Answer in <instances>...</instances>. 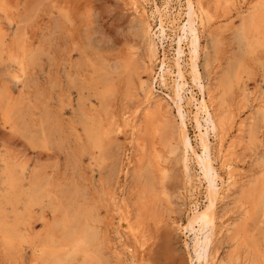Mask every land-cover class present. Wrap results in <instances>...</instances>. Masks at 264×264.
<instances>
[{"label":"rangeland","instance_id":"obj_1","mask_svg":"<svg viewBox=\"0 0 264 264\" xmlns=\"http://www.w3.org/2000/svg\"><path fill=\"white\" fill-rule=\"evenodd\" d=\"M155 1L159 5L163 4L162 7L175 5V0H158L159 2L157 0ZM238 1L236 0V2H234L233 4L239 5L240 7H232V10L224 9L222 10L224 13L220 9L219 12L217 11L218 13L215 11L212 12V14L215 13V15L221 14L222 18L220 17V21L224 16L225 19L228 18L229 20L226 24H224L223 22L220 23L221 26L218 24V27H222L223 25L227 28L222 34H220L221 36L219 34L216 36V34L212 32L215 26L212 27L213 29H210L209 31L208 29H206V31L204 30V34L202 33L201 47L203 46L205 49L201 48L200 50L199 72L201 78H203L202 84L204 86L206 84L207 86L209 85L208 88L207 86H205L207 90L213 91L214 89V94H218H215L217 97H220L219 95H222V98L225 99V102L227 101L226 104L228 103L227 105L231 106L230 108L231 110L233 109L232 111L234 113L237 112V116L239 115V118L243 117V120H245L247 123L250 122L247 124L248 126L244 130L246 132L241 135L242 137H240L239 140H235L234 137L236 135V133L234 135V132H236V128L230 129V127H228L229 129L227 130V141L229 142L232 137L234 138H232V140L236 141V160L240 163V174L243 173L241 175V182L242 184L244 182V185H248V181L250 180L247 179H259L262 170H264V164L261 163V161L264 160V148L262 147L264 146V123L261 121L259 112H257V109L255 108L256 104L259 103V101H263L262 103L260 102V105H262V107L264 106V92H261L260 90V86L264 84V50L261 47H257L253 50V52H246V47H244L236 37V32L240 28L242 20L248 17V12L246 10L247 8L245 7H251L253 5L255 6V4L258 2V0H254L255 3L253 2V0ZM0 2L7 5L6 10L0 11V26L5 32L3 44L2 46H0V183L2 182L1 179H3L2 171L4 168V163H6V165H15L16 169H19V166L24 164V167L26 166L25 169H27L24 172L25 184H27V180L29 179V175L32 174V170H35V172L40 175V187H42V189L44 188L45 190L48 189L50 191L49 192L47 190L50 193L49 196L52 195L50 196V198H53H46L45 201L43 200L42 202L44 203H42V205L45 204L43 206L33 207L32 221L35 222H30L32 224V233L35 235H39L43 231L41 222L39 220L36 221L38 219L37 213L45 214L50 223L51 220L53 221V214L50 211L49 206L47 205L50 201H57L56 203L59 204L62 202L60 204L61 207H67L66 210L68 214H72L74 211H77L82 216L90 211L91 214H93V217H97H88L87 221L89 224L86 221V224L89 226L91 224L90 227L93 226V228L98 232L99 235L98 240L91 243V252H94L95 254L98 252L100 260L97 261L92 258L90 264H190L189 258L191 254V246L189 238L186 237L189 234L186 233L185 235L184 231H182V233L178 231V229H176V224L184 225L188 216H190L189 210L191 208L193 200L189 198L188 194V190L191 188L189 178L194 179V176H197V174L201 175L198 164L196 163V160H194L190 155L187 144L183 143V145L180 147L178 142L173 140V142L170 141L171 144L163 143L164 145L162 146L158 143V137H156L154 143L156 142L158 145L157 146L155 143L157 152H160L161 155L164 152L162 157L164 156V163L167 167L166 176L162 179V177H160V175H158L157 173H147L149 175L146 174V176L144 177V172L139 170V166L135 165L137 159L136 154H138L136 145H134L135 140H131V137L129 135L130 132L122 125L120 118L122 112L128 113V118L130 115L132 116L135 104L139 100V97L135 95L137 93L135 88V84L137 83L136 73L139 72L140 75L142 74V81L145 82V79H147L146 82L149 81L147 72L145 71V69L143 70V67H140V62L142 61L141 58L146 60L144 58L146 38L143 37L138 17H136L135 14H132V10L129 9L130 7L128 5V1L0 0ZM8 2L10 3L8 4ZM147 2H149V0H147ZM204 2L210 1L206 0ZM241 2H243L245 5ZM144 7L146 8L147 14H150V5L144 4ZM210 7H212V5ZM180 8L182 11L184 8L183 2H181ZM15 9L19 14L14 11ZM57 9L60 11H57ZM20 14L21 16H17V18L16 15ZM25 14L29 15L27 16L28 18H25ZM3 17H5L6 19ZM242 17L244 18L242 19ZM23 20L25 21L23 22ZM7 22L9 24H7ZM14 23H17V25H15V28H13ZM149 24L151 25V27L155 25L150 19ZM229 24H231V26H229ZM16 26H18L19 28H17ZM232 27L234 29H232ZM21 28L23 30V33L20 34L19 29ZM214 30H217L216 27ZM25 31L27 33H25ZM135 32H137L138 34H136ZM205 32L207 33L205 34ZM11 33L13 36L11 35ZM13 33L15 34V37ZM17 33L19 34V36H22V39L24 38L22 41H20L21 37H18ZM26 36L27 40L25 39ZM13 37L14 39H11ZM218 39L220 41H218ZM16 40L17 43H14V41L16 42ZM237 41H239V43ZM9 42L13 45L16 44L19 47H17L16 45L11 46L12 44H10ZM20 43L21 46L19 45ZM22 45L24 46L22 47ZM7 46L11 47L9 48ZM12 47H15V49H13L14 51L11 49ZM24 47L27 48L28 52L25 50L26 48L24 49ZM155 48H157V59L160 60L162 58V54H165L168 59L172 58L173 51L167 45L163 48L155 45ZM21 49H24V52L21 51ZM158 49H162L163 52L159 51ZM16 50L17 54H23L26 57L28 56V58H26L27 60H29L30 57L32 59L29 60L32 63L27 62V66L24 63L22 67L23 71H21L13 61L9 60L8 55L10 53L16 55ZM130 51H133L132 54ZM254 51L256 53H254ZM202 52L205 53L203 54ZM240 52H242L243 54ZM244 53L247 56H245L246 58L243 57ZM254 54L255 56L256 54H258L256 56L257 59L254 57ZM250 56L252 58H250ZM200 57L202 58L200 59ZM207 58H209V60ZM240 58H242L243 62ZM125 63L129 64L130 66L124 70ZM242 64L245 68L242 67ZM28 70L29 74H27ZM154 72H156L155 67L152 68L153 76ZM144 74H146V78ZM24 76L26 77L23 81ZM106 77H108V79ZM168 77L169 76H166L165 79H167V82L170 83ZM227 78H229L228 86L224 88L222 86L220 87V82L223 79ZM90 80L91 82H89ZM231 80L233 81L231 82ZM18 82H20V84ZM107 82L108 84L111 83V85L108 86V84H106ZM232 84H234L233 86H235L234 89H232ZM81 85L83 88H81ZM238 86L241 87L243 91ZM217 87H219V89ZM155 90V95H158L159 97L161 96L162 98H166L165 94L169 93V91L166 90L165 87H163L159 83V81L155 84ZM255 90L257 91L255 92ZM242 92L245 93V95L247 94L248 96H241L244 95ZM77 93L80 95H78ZM93 93H96V96ZM192 93L194 96H197V98L199 97V91L196 87L192 88ZM61 94L63 95V97ZM255 94L257 95V97ZM66 96H70L73 100H70L69 97L67 98ZM59 97L63 102H65V105L62 103V101L58 100ZM99 97L102 98V101L105 97L106 99L102 102ZM259 97H262V99H260ZM98 98L99 100H97ZM254 98L256 102L254 101ZM66 99L69 100L66 101ZM166 101L168 100L166 99ZM83 102L85 103L83 104ZM12 103L14 104V106L12 105ZM58 103L61 107L58 106ZM165 103L168 110L171 104L170 102H168L169 104L167 102ZM231 104H234L233 107ZM11 105L13 106V108ZM75 105H78L76 106L77 109L75 108ZM68 106H70L72 110ZM84 106L87 109H84ZM130 106H132V108ZM121 107L124 108L122 109ZM172 107H170L171 112L169 113V117H171L172 122L176 124L177 122H174L173 119V116L176 115V111ZM9 109L14 110H12V112L10 110V112L8 113ZM76 110L78 112H76ZM186 110L189 112L193 111V109L188 108V106H186ZM131 111L132 113L130 114ZM72 112H74L76 115L74 113L73 115ZM59 114L60 116L62 115V118L58 117ZM96 114L98 115L97 117H99L98 119H100L102 123L103 120H105L102 129L105 130L108 134V139L105 141V143L107 144L104 143L103 157H101L97 149H91L90 152L88 149L86 150L88 138L86 135V131H84L85 125L82 124L81 120L82 115H87L89 116V118H93ZM134 116L136 117H134L136 121L134 124V126L136 127V129L134 130V138H137L139 136L138 128H140L141 125V114L137 113L134 114ZM184 118L186 120V127L188 130L189 138L199 152L200 149L197 148V144L199 143V141L196 137L197 133L195 131L194 124L191 121V116L188 114H184ZM239 118H236V120H240ZM58 120L61 121L59 122L60 124H58ZM243 120L241 119L240 121ZM255 120L257 123L254 122ZM79 121L81 123H79ZM71 122L75 126H73ZM76 122L79 124L77 125ZM105 122H111V125L105 126ZM80 124H82L81 127ZM157 124L159 127L161 126V124L157 122L154 125L157 126ZM118 125H120L119 128ZM259 125L261 128L259 127ZM69 126H73L74 129L71 127V130H77L78 132L76 131L74 134V131H70ZM17 127H20L22 129H18ZM40 127L42 130L44 129V132L41 131ZM113 127L115 128L114 131H112ZM251 127L255 129L254 135H256L253 137V140H250V137L248 138V132ZM160 128L161 129L158 130L159 134H161L162 136L160 135L159 138L163 142L167 141L166 130H164L162 126ZM14 129L17 130L15 131ZM19 131H21V133L24 132L25 135L20 134ZM13 132L15 135L12 134ZM109 132L111 133V135ZM72 133L73 135H75L74 137ZM77 133L81 136V138L80 136H76L78 135ZM142 133L143 134L141 138L143 139V141H145L146 144L150 145L151 141L149 140V137H147L146 131ZM23 135L25 138L23 137ZM109 136H112L111 140ZM45 137H47V140L44 139ZM77 137H79L81 139L79 140L83 142L81 146L84 149H82V147L79 145V143L81 144V142L78 141ZM41 140L44 142L42 143ZM47 141L49 142L45 143ZM74 141L77 143V145H75L76 143ZM181 148L190 163V170L188 172H186L182 165H180ZM132 149H134L135 152L132 151ZM83 150L86 151L84 152ZM130 151L132 152V154ZM89 153L91 155H89ZM95 154H98L96 155L97 159L95 158ZM126 154L129 155V157L125 156ZM176 156L178 157V159ZM26 160L28 162H26ZM128 160H131L129 161L132 163L131 165H128ZM127 168L131 171L134 169L135 171L133 170V174L129 172L130 170L126 172ZM138 170L141 171L140 174L143 175V178H141L142 175L139 178L140 182L135 178L136 174L139 173ZM243 170H245V172H243ZM125 178L127 179L125 180ZM195 179L194 185H197L198 182L197 179ZM242 179L245 180L243 181ZM46 183L49 184L47 185ZM104 184L106 185L105 187L103 186ZM47 186L49 188H47ZM103 188L106 189L104 190ZM141 188L149 189L151 193L150 195H152V215L148 214L149 212H145L146 216L145 213H143L141 215L142 219L137 220L138 224H142L141 229L144 236L142 235V238H140L139 241L133 240L135 241V243L133 242L135 244L134 245L131 240L132 238L129 237L124 228H122L121 226L122 215L126 214L125 212L128 211L129 216H131L130 214H132L133 216H131L132 220L136 219L135 217L138 215V213L135 212L136 208L134 202H136L135 200L137 199L138 195H144H142ZM57 189L59 190V192ZM239 189L240 186L237 187L235 193L233 194L235 196H230L233 201H230L231 198L229 197V200L225 199L227 202L225 200L221 202V207L220 204L217 206V217L219 216L221 210H224L223 213H225L224 216L222 212L220 213L222 215V219H220L221 215L219 216L220 218L218 217V230H220V227L222 226L223 228H221L222 232L218 234L219 238L218 236L216 237V243H213L217 244L218 251L214 246L213 249L215 248V250L217 251V258L219 257L218 259L222 260L224 263L217 259L216 261H218L220 264H256L257 260V264H264V203L260 202L257 196H254L255 199L253 198L255 202L253 200H241V197L239 196L240 193L238 191ZM103 190L107 191L109 199L113 197V199L116 200L114 206L112 205L110 200L107 199V196H105V192ZM200 190L203 191L202 188ZM62 191H64V193ZM136 191L138 194L136 193ZM131 194H133V196ZM53 195L55 196L53 197ZM197 199V204H199L200 206L206 202V198L203 192L199 197H197ZM122 200H124L125 204L129 206V208H127L129 210H125L126 208L123 206ZM237 200H239V202H237ZM252 201L253 206L251 205ZM223 202L225 204L227 203V206H230L231 208H228L227 206L225 207ZM259 206H261V208ZM187 207L189 208L188 210ZM232 207L234 208L232 209ZM40 208H42L43 210ZM7 209L9 210L8 207ZM170 209H172V214L171 212H169ZM93 211L95 212V214ZM254 211L256 213L259 212L258 214L261 217L258 214H254ZM261 212L263 215L260 214ZM229 213H231V215ZM250 213H252V215H250ZM179 216L180 219L178 218ZM250 216H254L257 219H253ZM232 217L234 219H232ZM95 219H97V221ZM98 219L99 221L101 220V222H98ZM174 220H177V222ZM179 221H181V223ZM173 222H175L176 224H174ZM231 223L233 224V226L237 225L236 227H234L235 231L233 230ZM245 223L247 224V226ZM228 225H230L231 227H229ZM239 226H241L242 228ZM225 227L228 229H226L227 231L225 230ZM236 228L238 229L237 231ZM240 229L242 230V232H244L243 234L247 235V237L243 234H241L242 236L240 235V233H242ZM239 230L240 232H238ZM231 231H233L234 233H232ZM61 232L60 228H56L54 230V233L58 236L61 235ZM236 232H238V235L235 236L236 238L234 237V239L232 238L230 240L228 237H230L231 235L233 236V234H235ZM222 233H225V235L227 234L226 236L228 237L226 238V236H224ZM244 236L246 237V240L243 239ZM142 239L144 240V242ZM235 239H237L236 242ZM240 239L241 242L239 244L238 242L240 241ZM244 240L246 242L248 241V244H246ZM138 242L139 244H137ZM112 248L114 251L112 250ZM23 249H25V255L28 256V248L23 247ZM195 257V264H212V262L208 258V255L206 254V251H203V253H200L198 257ZM76 262H78V264H81L82 258L78 256L75 260V263L71 262L69 264H77ZM0 264L4 263L0 261Z\"/></svg>","mask_w":264,"mask_h":264},{"label":"bare ground","instance_id":"obj_2","mask_svg":"<svg viewBox=\"0 0 264 264\" xmlns=\"http://www.w3.org/2000/svg\"><path fill=\"white\" fill-rule=\"evenodd\" d=\"M125 1H128V5L130 7V8L129 7L128 8L132 10V12H133L132 14H135L136 17H138V21L140 22V26H141V31L143 33V37L146 38V40H145L146 41L145 42L146 43V49H145V52H144L145 53L144 54V58L146 60L141 58L142 61L140 62V64H141L140 67L141 68L143 67V70L145 69V71L147 72V77L149 79L148 82H146L147 79H145V82H144L141 79V75L142 74L140 75L139 72L136 73L137 83L135 81V83H136L135 84V86H136L135 88H136L137 93L135 95H137L139 97V100L135 104V107L133 109V113H132V111L130 112V114L132 113V116L130 115L129 118H128V116H127L128 113H126V112H122L121 115H120L122 125L125 127V129L129 130V132H130L129 135L131 137V140H135L134 145H136V149L138 150V154H136L137 159H136L135 165L139 166L138 167L139 170L144 172L143 173L144 177L146 176L147 173H152V174L153 173H157L163 179L166 176L167 167H166V165L164 163V161H165L164 158H163L164 156L162 157L164 152H163L162 155H161L160 152H157V149H156L157 147H155V143L156 142L154 143V141L156 140L155 138L158 137L157 138L158 139V143L160 145H162V146L164 145L163 143L171 144L170 141L173 142V140L178 142L180 147L183 145V143L187 144V148H188V150L190 152V155L193 157L194 160H196V163L198 164V168L200 170L201 175L197 174V176H194V179L196 178L197 182H198L197 185L195 184L196 186L194 185V179L193 178H189V182H190L191 188L188 190V194H189V198H191V200H193V202H192V205L190 204L191 205V208L189 210L190 211V216H188L186 214L188 216V218L186 220V223L184 225L183 224H176L175 222H173V223L177 225L176 229H178V231H180L181 233H182V231H184L185 235H186V233L189 234L186 237L189 238L190 246H191V249H190L191 250V254H190V258H189V263L190 264H195L194 263V257L195 256L198 257L199 255H197V253L198 252L199 253H203V251L204 252L206 251V254L208 255V258L212 262V264H220L218 261H216V259L220 260V259H218L219 257L217 258V256H218L217 255V251H218L217 250V244H213V243H216L215 242V240L217 241L216 237L218 236V238H219L218 234L222 232L221 228H223V226L220 227V230H218V226L219 225H217V224H218V219L220 218L219 216L221 215L220 213L221 212L223 213L224 210L223 211L221 210V212L219 213V216H218L219 218H218L217 217V213H216L217 212L216 211L217 210V206L220 204V207H221V205H222L221 202L224 201L225 199L227 200L231 195H233L235 193V191H236L238 186H240V189L238 191L240 193L239 196L241 197V200H245V199L247 201L248 200H253V198L255 199V197L257 196L258 200L260 202L264 203V170H262V172L260 174L261 176H260L259 179H253V180L252 179H247V180H250V181H248V185L246 183H245L246 185H244V182L242 184L241 175L243 173L240 174V165H239L240 163L236 160V152H235V146H236L235 142L236 141L232 140L233 137L229 140V142L227 141V136H228L227 135V130L229 129L228 127H230V129L236 128V132H234V135H235V133H236V135L234 137H235V140H239L240 137H242L241 135L244 132H246L244 130L248 126L247 124L250 123V122L247 123L245 120H243V117L239 118L238 117L239 115L237 116V112L234 113L232 111L233 109L231 110V108H230L231 106L227 105L228 103L226 104L227 101L225 102V99L222 98V95H219L220 97H217L216 95H218V94H216V93H215L216 95L214 94V92H215L214 89H213V91L207 90L205 88V86H207V84L205 86L202 84V81H203L202 79L203 78H201V75H200V72H199L200 50H201V48H204L203 46L201 47V45H202L201 44L202 33L204 32V30L206 31V29H208V31H209L210 29H213L212 27L215 26L217 30L215 31L214 30L215 27H214V29H213L214 31L212 30V32L215 33L216 36H217L218 34L219 35L222 34L227 29L226 26H223V25H222V27H218V24L220 25V23H222V22L224 24H226L229 19L228 18L225 19V16H224L223 19L220 21L221 14H218V15L216 14L215 15V13L212 14V12L213 11H215V12L218 11L219 12V9L221 11L224 10V8H222V7L218 8V5L228 3L229 0H209L210 2H204L206 0H175V5H170L169 7H164V6L162 7L163 4L159 5L155 0H149V2H147V0H125ZM242 1H244V0H242ZM181 2H183V7H184L182 11H181V8H180L181 7ZM231 2L234 3V2H236V0H231ZM253 2H254V0H253ZM9 3L10 2H8V4ZM241 3H243V2H241ZM247 3H249V2H247ZM144 4H149L150 5L151 11H150V14L148 13L149 15L147 14V11H146V8L144 7ZM189 4L193 5V7L191 9V17H189V7H188ZM211 5H212V7H210ZM8 7H10V6H8ZM245 8H247L246 10L248 12V17L247 18H244L245 16L242 17V19L244 18L242 20V23L239 21L241 23V25H240V28L238 29V31L236 32V37L239 39L240 43H242L243 46L246 47V52H250V51L253 52V50L255 48H257V47H261L264 50V0H258V2L255 4V6L254 5L251 6V7H249V6L247 7L246 6ZM16 9L14 10L15 12H16ZM147 10H149V9H147ZM57 11H60V10L57 9ZM222 12H220V13H222ZM16 13L19 14L18 12H16ZM243 15H244V13H243ZM17 16H21V14L20 15H16V17ZM27 16H29V15L25 14V18ZM241 16H242V14H241ZM136 17H135V19H136ZM209 17H211V19H209ZM3 18H5V17H3ZM2 19H1V21H2ZM19 19H17V20H19ZM149 19L152 20V22L155 24L153 27H151V25L149 24ZM24 21L25 20H23V22ZM7 24H9V23L7 22ZM15 25H17V23L16 24L14 23V27L13 28H15ZM185 25H187V28H185ZM23 26H22V28H23ZM229 26H231V24H229ZM16 27L19 28L18 26H16ZM22 28L19 29V33L20 34L23 33ZM24 29H25V27H24ZM232 29H234V28L232 27ZM16 30H18V29H16ZM16 30H15V32H16ZM20 30H22V31H20ZM138 30H139V28H138ZM229 30H230V27H229ZM193 32H195L196 35H197V48H196V56H195L197 74H195V76H194V73H193V55H192V48H191V45H192V33ZM25 33H27V32L25 31ZM135 33L138 34L137 32H135ZM206 33L207 32H205V34ZM233 33H234V30H233ZM136 34H135V36H136ZM4 35H5V32H4L3 28L0 26V46H2V44H3ZM11 35H12V33H11ZM207 35H209V34H207ZM12 36H10V37H12ZM181 36H184L185 39L181 40L180 39ZM14 37H15V34H14ZM14 37L11 38V39H14ZM18 37H21L20 41H22L24 39V38L22 39V36L21 35L19 36V34H18ZM25 39L27 40V36H26ZM17 40H16V42L14 41V43H17ZM218 41H220V40L218 39ZM239 41H237V42L239 43ZM10 44H12V43H10ZM15 45L12 44L11 46H15ZM19 45L21 46V43ZM155 45L159 46L160 48H163L164 46L167 45L173 51L172 58L168 59L165 54L161 53L162 54V56H161L162 58L160 60L157 59V56H156L157 48H155ZM11 46H7V47L10 48ZM23 46L24 45H22V47ZM17 47H19V46H17ZM25 48L26 47H24V49ZM219 48H220V46H219ZM0 49H1V47H0ZM11 49L13 50V49H15V47L14 48L12 47ZM17 50L15 51L16 55L10 53L8 55V57H9V60L13 61L17 65V67L21 71H23L22 67H23L24 63L27 66V62H30L29 60L31 59V57H30L29 60H27L26 58H28V56L26 57L23 54H17ZM23 50L21 49V51H23ZM25 50L27 51V48ZM159 51H162V49L159 50ZM208 51H209V49H208ZM132 52H131V54H132ZM240 53H242V52H240ZM254 53H256V52L254 51ZM161 54H159V55H161ZM207 54H208V52H207ZM29 55H32V54H29ZM257 55L258 54H256V56ZM245 56H246V54L244 53L243 57H245ZM256 56L254 54V57L257 59ZM201 58L202 57H200V59ZM204 58H206V57H204ZM242 58H240V59L242 60ZM250 58H252V57L250 56ZM207 59L209 60V58H207ZM252 61H253V59H252ZM242 62H243V60H242ZM30 63H32V62H30ZM33 63H34V60H33ZM29 65H31V64H29ZM129 66H130L129 64L125 63L124 64V70L127 69ZM153 67L156 68V72L153 73L154 76L152 75V68ZM242 67H244L243 64H242ZM29 68H30V66H29ZM227 69H228V67H227ZM134 72H136V71H134ZM210 72H211V70H210ZM235 73H237V72H235ZM27 74H29V70H28ZM104 74H105V72H104ZM145 75L146 74H144V76ZM105 76H104V78H105ZM166 76H169L168 79L170 80V83H168L167 79H165ZM25 77L26 76H24L23 81L25 80ZM108 77H109V74H108ZM108 77H106V78L108 79ZM15 78H18V77H15ZM145 78H146V76H145ZM209 78H211V77H209ZM91 80L89 82H91ZM194 80H195V82H194ZM27 81H28V79H27ZM94 81H96V80H94ZM158 81L163 87H165L166 90L169 91L168 94L164 93L166 95V98H162L161 96L159 97L158 95H155L156 94L155 84ZM232 81L233 80H231V82ZM130 82H132V81H130ZM18 83L20 84V82H18ZM207 83H208V81H207ZM228 83H229V78L223 79L220 82V87L221 86L223 88L227 87ZM106 84H108V82ZM109 85H111V83L108 84V86ZM233 85L234 84H232V86ZM208 86H207V88H208ZM13 87H12V89H13ZM195 87L199 91V93H198L199 97L198 98H197V96H194L193 93H192V88H195ZM234 87L235 86H233L232 89H234ZM81 88H83L82 85H81ZM217 88L219 89V87H217ZM239 88H241V87H239ZM242 91H243V89H242ZM253 91H254V89H253ZM253 91H251V92H253ZM256 91L257 90H255V92ZM84 93H86V92H84ZM243 94L244 95H241L243 97H245L247 95V94L245 95V93H243ZM78 95H80V94H78ZM94 95L96 96V93ZM165 95H164V97H165ZM260 96H262V95H260ZM60 97L58 98V100L62 101V99H60ZM62 97H63V95H62ZM64 97H65V93H64ZM66 97L67 98L69 97L70 100H73V99H71L70 96H66ZM256 97H257V95H256ZM99 98L97 100H99ZM259 98L262 99V97H259ZM69 99H66V101L69 100ZM101 99L102 98H100V100ZM105 99H106V97L103 99V101H105ZM166 99L168 101H166ZM63 100H64V98H63ZM242 100H243V98H242ZM164 101L167 102V103L170 102L171 106L168 105L169 109L173 105L172 108H174V110L176 111V115L173 116V119H174V122H177L176 124H174L172 122V120H171V117H169V113L171 112V109L170 110L168 109L169 111L167 110L166 103ZM254 101L256 102L255 98H254ZM260 102L261 101H259V103L256 104L255 108L257 109V112H259V116H260L261 121L264 123V106L262 107V105H260ZM13 103H14V101H13ZM13 103H12V105L14 106ZM62 103L64 104L65 102L62 101ZM84 103L85 102H83V104ZM70 104H73V103H70ZM7 105H8V103H7ZM233 105H232V107H233ZM13 106H12V108H13ZM58 106H60L59 103H58ZM76 106H78V105H75V108L77 109ZM132 106H134V105H132ZM132 106H130V107L132 108ZM186 106H188V108L193 109V111L192 112L187 111L186 110ZM68 107H70V106H68ZM99 107H100V105H99ZM85 108L86 107L84 106V109ZM121 108L123 109L124 107H121ZM70 109H71V107H70ZM98 109H100V108H98ZM10 110L12 112V110H14V109H9L8 113L10 112ZM78 111H79V109H78ZM78 111L76 110V112H78ZM73 113L74 112H72V114ZM137 113L141 114V125H140V128H138L139 136L137 138H134V130L136 129V127L134 126V124L136 122L135 121L136 117L134 116V114H137ZM184 114H188V115L191 116V121L193 122L195 131L197 133L196 137H197V139L199 141V143L197 144L198 145L197 148L200 149L199 152L197 151L196 147L192 144V142H191V140L189 138V134H188V130H187V127H186V120L184 118ZM61 116L59 114L58 117L62 118ZM97 116L98 115L96 114L95 117L89 118V116H87V115H85V116L82 115L83 119L81 118V120H82V124L85 125L84 131H86V135H87V138H88V144H87L86 150L88 149L89 152H90L91 149H97L99 151L101 157H103L104 143L108 139V136H107L108 134H107V132L105 130L102 129L103 125H104L103 123H104L105 120H103V123H102V121L100 119H98L99 117H97ZM75 117H77V116H75ZM236 118H239L240 120L242 119L243 121L236 120ZM59 122H61V121L58 120V124H60ZM156 122L160 123L161 126L163 127V129L166 130L167 141L163 142L159 138L161 134H159V130L158 129H161L160 128L161 126L159 127L158 124H157V126H158V128H157V126L154 125ZM254 122H256V120ZM15 123H17V122H15ZM74 123H75V121H74ZM79 123H81V122L79 121ZM79 123L76 122L77 125ZM71 124L73 125L72 122H71ZM82 124H80V127H81ZM110 125H111V122H108V123H106L105 126H110ZM226 125H227V127H226ZM260 125H262V124H260ZM260 125H259V127H260ZM73 126H75V125H73ZM73 126H71V127L73 128ZM119 126L120 125H118V128H119ZM71 127L69 129H70V131L73 132L74 130H71L72 129ZM18 129H22V128L19 127ZM40 129H41V127H40ZM114 129L115 128L113 127L112 131H114ZM43 130L41 129V131H43ZM46 130H48V129H46ZM76 131H74L73 133L75 134ZM140 131H142V132L146 131V135H147V137H149V140L151 141L150 145L146 144L145 141H143V139L141 138L143 133L140 132ZM19 132H20V134H24V132L23 133H21V131H19ZM80 132H81V130H80ZM162 132H160V133H162ZM254 132H255V129H253L251 127L249 129V132H248V135H249L248 138L250 137V140H253L254 139L253 137L256 136V135H254L255 134ZM8 133H9V131H8ZM73 133H72V135H73ZM12 134H14V132ZM24 135H23V137H24ZM110 135H111V133H110ZM260 135H261V133H260ZM43 136H44V133H43ZM74 136L75 135H73V137ZM76 136H80V135L78 134ZM37 137H39V136H37ZM111 137H110V140H111ZM230 137H231V135H230ZM77 138H78V141L81 140L80 139L81 136H80V138L79 137H77ZM44 139L47 140V137H45ZM82 141H83V139H82ZM25 142H27V141H25ZM43 142L44 141H42V143ZM48 142L49 141H47L45 143H48ZM82 144H83V142H81V144L79 143L80 146ZM105 144H107V143H105ZM127 144H128V142H127ZM75 145H77V143ZM156 145H157V143H156ZM80 146H79V148H80ZM262 147L264 148V146H262ZM130 148H132V147H130ZM82 149H84V148L82 147ZM205 149H208L207 153L205 152ZM160 150H161V148H160ZM83 151H81V152H83ZM132 151H134V149H132ZM161 152H162V150H161ZM95 153H96V151H95ZM260 153H262V152H260ZM85 154H87V153H85ZM131 154H132V152H131ZM131 154H130V156H131ZM89 155H91V154L89 153ZM96 155H98V154H95V158H96ZM125 156L129 157V155H127V154ZM177 159H178V157H177ZM129 161H131V160H128V162ZM180 161H181L180 165H182V167L185 169V171L188 172L190 170V168H189L190 163H189L188 159L186 158L182 148H181V160ZM26 162H28V161L26 160ZM131 164H132L131 162L128 163V165H131ZM25 167H24V164H22V165L19 166V169H16L15 165L14 166L13 165H6V163H4V168H3V171H2L3 179H1L2 182L0 183V190H1V194H0V261L2 263H4V264H69L71 262L75 263V260L77 259L78 256L82 258V263L81 264H90V262L92 261V258L97 260V261H99L100 260L99 259V253L97 252L98 254L97 253L95 254L94 252H91V243L97 241L98 238H99V235H98V232L93 228V226L90 227L91 224H90V226L86 224V221L88 220V217L89 218L93 217L92 216L93 214H91L90 211H88L87 213L84 211L86 214L82 215V216L77 211H74L72 214H68L67 210H66L67 207H65V206H64L65 208L61 207L60 204L62 202L59 204V203H56L57 201L56 202L55 201H50L48 203V205L47 204L46 205L49 206L50 211L53 214V218H54L53 221L51 220V223H50L49 220L47 219V216L45 214H43V213L41 214V213H37L36 212L38 214V216H37L38 219L36 221L39 220L41 222V224H42L41 226L43 228V231L39 235H35V234L32 233V224L30 222L33 220V207L45 205V204L42 205V203H44L42 201L43 200L45 201L46 198L51 199L52 197L50 198V196H52V195L49 196V194H50L49 192L50 191L48 189L45 190L44 188L42 189V187H40V183H41L40 182V175L37 174V172H35V170L34 171L32 170V172H31L32 174H30V175L28 174L29 175V179L27 180V184H25L24 172H25V170H27V169H25ZM179 168H180V166H179ZM244 169H245V166H244ZM128 170H130V169L127 168L126 172H128ZM133 170L132 171L130 170L129 172L132 173V172L135 171V170L134 171ZM29 171H31V170H29ZM88 171H89V169H88ZM141 171H139V173L136 174L135 178L137 180H139V178L142 175V174H140ZM243 172H245V170H243ZM91 173H92V171H91ZM96 174H97V172H96ZM98 175H100V174H98ZM147 175H149V174H147ZM141 178H143V175H142ZM126 179L127 178H125V180ZM137 180H136V182H137ZM139 182H140V180H139ZM103 186L105 187L106 185L104 184ZM47 188H49V187L47 186ZM201 188L203 189V191L200 190ZM244 188H246V189H244ZM103 189L105 190L106 188H103ZM137 191H136V193H137ZM58 192H59V190H58ZM62 192L64 193V191H62ZM104 192H105L104 193L105 196H107V199H109V195L107 194V191H104ZM110 192H111V190H110ZM202 192L205 195L206 202L203 205L200 206L199 204H197L198 201H196V199H197V197H199L202 194ZM72 194H73V192H72ZM150 194L151 193H150L149 189L143 188L142 189V195L143 196H139L138 195V197H137L135 195L137 197V199L135 200L136 202H134V205H135V208H136L135 212L138 213V215L135 217L136 219L133 218L134 220H132L133 216H132V214H130L132 217L129 216L128 211L125 212L126 214L122 215V224H121V226H122V228H124V230L129 235V237L132 238L131 239L132 243L133 242L135 243V241H139V239L142 238V235H143V232H142V229H141L142 228L141 227L142 224L141 223L138 224L137 220L142 219L141 215L143 213H145V212H149L148 214L152 215V204H153L152 201H153V198H152V195H150ZM58 195H61V194H58ZM131 195L133 196V194H131ZM54 196L55 195H53V197ZM233 196H235V195H233ZM122 198H123V196H122ZM235 199H236V197H235ZM109 200L112 203V205L114 206L115 203H116L115 202L116 200L113 199V197H111V199H109ZM239 200H237V202H239ZM103 201H104V199H103ZM230 201H233V199L231 198ZM253 201L255 202V200H253ZM253 201L251 202V205L253 204ZM242 202H244V201H242ZM260 202H258V203H260ZM45 203H47V202H45ZM122 203H123V206L126 208V209L125 208L124 209L125 210H129V209H127V208H129V206L125 204L124 200H122ZM167 203H168V201H167ZM263 203H262V206H263ZM233 204H235V203H233ZM224 205L226 207L227 203L226 204L224 203ZM7 207L9 208V210L7 209ZM188 207H187V210L189 209ZM259 207L261 208V206H259ZM42 208H40V209H42ZM228 208H231V207L229 206ZM233 208L234 207H232V209ZM71 210H72V208H71ZM171 210L172 209H170L169 212H171V214H172L173 212ZM132 211H134V210H132ZM185 213H187V212H185ZM224 213H223V216H224ZM246 213H247V211H246ZM258 213L255 212L254 214H258ZM39 214H41V215H39ZM94 214H95V212H94ZM229 214L231 215V213H229ZM232 214H234V213H232ZM260 214L263 215L262 212ZM225 215H227V214H225ZM250 215H252V213H250ZM258 215H256V216H258ZM145 216H146V213H145ZM173 216H175V215H173ZM94 217H96V216H94ZM250 217H252V216H250ZM82 218H84V219H82ZM178 218L180 219V216ZM252 218L254 219L256 217L253 216ZM173 219H174V217H173ZM179 219H177V220H179ZM220 219H222V215H221ZM232 219H234V218L232 217ZM89 220H91V219H89ZM95 220L97 221V219H95ZM177 220H174V221L177 222ZM226 221H228V220H226ZM32 222H35V221H32ZM98 222H101V220L99 221V219H98ZM134 222H136L137 224L134 223ZM179 222L181 223V221H179ZM87 223H88V221H87ZM232 223H233V221H232ZM232 223H231V225H232L233 230H234V227L237 226L236 225L237 222H236V224H234L236 226H233ZM228 226L231 227L230 225H228ZM246 226H247V224H246ZM239 227H241V226H239ZM239 227H238V229H239ZM56 228H60V232L62 231L61 235L58 236L57 234L54 233V230ZM72 229H74V230H72ZM226 229L227 228L225 227V230ZM238 229L236 228V231ZM229 230H231V229H229ZM240 230L238 232H240ZM231 232L234 233L233 231H231ZM238 232L233 234V236L230 234L231 238L226 236L227 234L225 235V233L224 234L222 233V234L224 236H226V238L228 237L231 240L232 238L234 239V237L238 235ZM241 232H242V230H241ZM243 233L244 232L240 233V235L243 234ZM243 235H246V234H243ZM246 237H247V235H246ZM246 237L244 236L243 239H245ZM133 240H135V241H133ZM236 241H237V239H235V242ZM143 242H144V240H143ZM240 242H241V239H240V241L238 243L240 244ZM245 243L248 244V241L247 242L245 241ZM137 244H139V242ZM184 245H185V243H184ZM213 246L216 247L217 251L215 250V248L213 249ZM247 246H249V245H247ZM23 247H27L28 248V251H29V255L28 256L25 255V252H24L25 249H23ZM112 250H113V248H112ZM244 250H245V247H244ZM252 256H254V255H252ZM220 261H222V260H220ZM76 263L78 264V262H76ZM256 264H257V260H256Z\"/></svg>","mask_w":264,"mask_h":264},{"label":"snow or ice","instance_id":"obj_3","mask_svg":"<svg viewBox=\"0 0 264 264\" xmlns=\"http://www.w3.org/2000/svg\"><path fill=\"white\" fill-rule=\"evenodd\" d=\"M188 7H189V17H191V9H192L193 5L189 4ZM219 7H222L225 10H230L232 7H239V5H234L231 2V0H229L228 3L218 5V8ZM6 9H7V5L2 3V2H0V11H4ZM209 19H211V17H209ZM185 28H187V25H185ZM180 39L183 40V39H185V37L181 36ZM191 48H192V55H193V73H194V76H195V74H197L196 61H195L196 48H197V35H196L195 32L192 33V45H191ZM194 82H195V80H194ZM260 90H261V92H264V84H262L260 86ZM207 151H208V149H205L206 153H207ZM261 163L264 164V160H262ZM197 255H200V253L198 252Z\"/></svg>","mask_w":264,"mask_h":264}]
</instances>
